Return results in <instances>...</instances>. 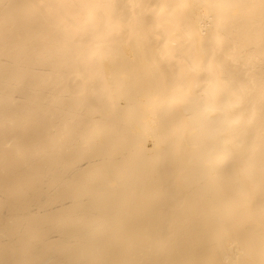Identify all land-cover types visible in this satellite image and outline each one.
<instances>
[{"label":"bare ground","instance_id":"obj_1","mask_svg":"<svg viewBox=\"0 0 264 264\" xmlns=\"http://www.w3.org/2000/svg\"><path fill=\"white\" fill-rule=\"evenodd\" d=\"M0 264H264V0H0Z\"/></svg>","mask_w":264,"mask_h":264}]
</instances>
